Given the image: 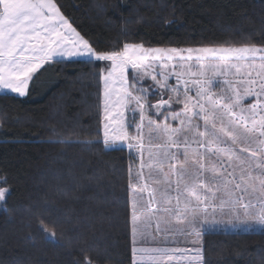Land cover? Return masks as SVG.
<instances>
[{"label":"trees","instance_id":"16d2710c","mask_svg":"<svg viewBox=\"0 0 264 264\" xmlns=\"http://www.w3.org/2000/svg\"><path fill=\"white\" fill-rule=\"evenodd\" d=\"M98 51L123 43L264 45V0H55ZM104 62L55 59L27 95L0 92V264H133L128 147L102 134ZM56 233L44 238L36 225ZM203 264H264V229L210 230Z\"/></svg>","mask_w":264,"mask_h":264},{"label":"snow or ice","instance_id":"6c2138e0","mask_svg":"<svg viewBox=\"0 0 264 264\" xmlns=\"http://www.w3.org/2000/svg\"><path fill=\"white\" fill-rule=\"evenodd\" d=\"M183 51L123 43L122 50L98 52L76 32L54 0H0V90L27 94L38 70L56 56L89 63L111 62L103 77L102 138L68 137L50 142L90 146L98 143L105 150H116L114 146L127 142L129 149L135 148L140 163L131 176L136 183L131 203L133 244L137 243V235L145 242V233L138 232V225L151 221H155L156 231L161 233L160 243L173 234L174 229L167 226L174 223L186 226L183 235L200 237L197 228L207 226L210 218L216 223L217 213L249 226L252 222L264 225V55L258 57L262 63L252 62L264 53V47L187 49L186 59L191 60V54L197 52V61L210 59L220 63H198L197 72L174 73L176 85H169L167 73H161L164 78L157 79L146 71L151 65L145 61L150 58L170 61ZM232 60L237 63H231ZM160 66L169 67L163 63ZM129 68L137 73V83L147 76L155 82L161 94L155 104L147 99L146 89L129 84ZM226 70H233L234 75L243 79L226 80V94H217L212 91L214 78L225 77ZM182 75L196 78L181 80ZM117 76L119 88L114 87ZM190 83L195 86V95L191 94ZM236 84L247 86L243 94ZM163 94H167V99ZM249 96L257 102L244 106L243 101ZM133 102L132 112H138V123L134 118L127 122L125 115ZM174 104L181 105L182 110L169 112ZM153 109L162 122L148 115ZM169 121L178 122L179 126L173 127ZM129 128H134L136 134H130ZM0 183L6 184L7 177ZM8 191L0 188V201L5 200ZM161 223L165 228H159ZM36 227L45 239L59 243L56 233L43 223ZM153 242H157L155 237ZM192 243L199 245L201 241L196 239ZM152 251L161 261H171L174 257L170 253L181 250ZM194 251L196 255L189 260H202L201 249ZM84 264H92V260L86 256Z\"/></svg>","mask_w":264,"mask_h":264},{"label":"rangeland","instance_id":"374dc122","mask_svg":"<svg viewBox=\"0 0 264 264\" xmlns=\"http://www.w3.org/2000/svg\"><path fill=\"white\" fill-rule=\"evenodd\" d=\"M54 2L57 3L55 0H54ZM58 7H59V5H58ZM60 11H61V9H60ZM61 13L69 21V23H71L69 18L62 11H61ZM71 25L76 30V32H78L80 34L81 37H83L85 40H88L86 37H84L78 31V29L72 23H71ZM89 43H90V41H89ZM134 44L143 45V47L146 48V49H152V48L171 49V48H174V49L184 50L181 53L180 56H176L170 61L167 60V59H164L162 61H157V60H153L151 58L148 61H145L146 64H150L151 65V67L148 68L146 71L156 75L157 79H163L164 77H163V75H161V73H167L168 74V83H169V85H176L177 84L176 77H175L174 73H187L189 71L190 72H197L198 69H197L196 65L198 63H204V64H208V65L220 63L219 60H210V59H204L203 61H197L196 57L199 55V53H197V52H193L191 54L192 55V59L191 60L186 59V57L189 55L188 52L186 51L187 49H190V48L191 49H198V48H201V47H229V46H231V47H240V46H245V45H228V46H223V45H205V46H193V47H190V46H180L179 47V46H165V45H144L142 43H134ZM251 45L252 44H249L248 46H251ZM255 46L264 47V45H255ZM98 52H100V51H98ZM259 55H264V53L258 54L257 59L252 61L253 63H255V64L262 63L259 60V58H258ZM55 59H76V58L75 57L69 58V57L56 56V57H53V59L48 61L47 63H49V62H51V61H53ZM104 63H105V65L103 66V69H102V109H103V100H104V79H103V77H104V75L107 74V71L110 70V68H111V62L106 61ZM162 63L166 64V65H169V67L168 68H161L160 65ZM231 63L235 64V63H237V61L232 60ZM240 63H243V62H240ZM173 65L176 66L174 69L171 67ZM184 66H187V67H184ZM226 71H228V75H226L225 77H215L214 78V83H213V87H212V91L213 92H215L217 94L224 93V89H225V83L224 82L226 80H232V81L235 82V81H239V80L243 79L242 76L234 75L233 74V70H226ZM38 72H39V70H38ZM127 77H128V82H129L130 85H133L134 87H137V88L143 87L144 89H146L147 99H149L152 104H155L156 100L161 98L160 91H159L158 87H156L155 82L151 80L150 76L144 77L142 80H140L139 83H137V80H138L137 73L135 72L134 69L129 68L128 69V73H127ZM195 78L196 77H190L188 75H182L181 76V80L187 79V80L191 81L192 79H195ZM31 82L32 81H30V83H29V87H30ZM189 86L192 89L191 94L195 95V86L192 85L191 83H190ZM114 87L115 88H119L120 87L119 77L118 76L116 78V83L114 84ZM236 87L240 88V91L243 94L244 89L247 86L246 85H241V84H236ZM253 87H255V86H253ZM0 92H11V91H9V90H0ZM11 93H14V92H11ZM14 94H16V93H14ZM141 94H144V93H141ZM224 94H226V93H224ZM16 95H18V94H16ZM25 95H27V94H25ZM25 95H23V96H25ZM181 95H182V86H181ZM163 98L167 99V94H163ZM256 102L257 101H256L255 97L249 96V97H246L244 99L243 105L247 106V105H250V104H254ZM133 107H135V103L134 102L129 106L128 111L125 113V115L127 117V122L133 121V118H134L135 122L138 123L139 122V114H138V112L137 113H133L132 112V108ZM181 110H182V106L181 105H175L174 104L171 107V109H169L168 111L169 112H176V111H181ZM161 111H164V110L162 109ZM103 115H104V113H103ZM148 115L151 116L152 119L162 122V117L160 115H158V114H155V110L154 109L150 110L148 112ZM169 123L173 127H178L179 126L178 122L169 121ZM194 123H197V121H194ZM103 125H104V119H103V116H102V134H103V131H104ZM128 131L130 132V134H133V135L136 134L134 128H129ZM144 132H145V137L147 139V126H145ZM126 143L127 142H125V144L116 145L114 147H120V146L127 147ZM130 150L133 153L132 174H134L136 169H137L138 164L140 163V161L138 159V153L136 152L135 148H132ZM146 156H147V154H145V158H146ZM0 180H2V178H0ZM133 187H136V183H135L134 179L132 181V188ZM0 188L8 189L4 185V183H0ZM132 188H131V202H132V199H133V196H134ZM7 195H8V192H6L5 200H6ZM5 200L0 201V208H2L4 206ZM230 223L231 222H226L225 218H223L222 225L225 227V230H230V231H232V230H248V229L260 230L262 228V225H260L259 223H256V222H252L250 226L248 224L243 223L241 220H233V223H231V224ZM154 226H156L155 221L145 222L143 224H139L138 225V232L139 231H143L145 233V242H147V244H145L144 242H141V237L139 235L136 236L137 243L134 244V247H133V249L134 248L136 249V251H133L134 252V262H133V264H203V254H202V252H203V248H202L203 241H202L201 237H199V238L196 237L195 239H191V238H194V237H192L193 235H190L191 237L189 236L190 238L188 239L187 235H183L182 234L185 231L184 225L183 224H175L174 223V224H170V225L167 226V227H170V228L174 229L173 234L168 235L166 240H164L163 243H160L159 241L161 240V233L156 231V227L157 226L156 227H154ZM159 228L163 229V228H165V225L163 223H161L159 225ZM198 231L201 232V236H203L204 233L206 232V230H204V229H200V230L198 229ZM155 235L157 237H155ZM153 237L156 238L157 242H153ZM196 239H200V241H201L200 246L199 245H194L192 243V241L196 240ZM146 246H148V247H146ZM199 247H201L200 248L201 249L200 255L202 257V260H200V261H190L189 258H187L188 257L187 255H183L181 253V252H184L183 250H187V251L190 252L189 253L190 254L189 257H192V256L196 255L194 249L199 248ZM154 248L180 249L181 251H174V252L171 253V255L174 257L173 260H171V261H167V260L161 261L159 259L158 254L152 251V249H154ZM140 249H146V251L141 252Z\"/></svg>","mask_w":264,"mask_h":264},{"label":"crops","instance_id":"0c3cea01","mask_svg":"<svg viewBox=\"0 0 264 264\" xmlns=\"http://www.w3.org/2000/svg\"><path fill=\"white\" fill-rule=\"evenodd\" d=\"M223 218H225V221L226 222H231V223H233V220H231L230 218H228V217H225V216H222V215H220L219 213H217V215L215 216V221H216V223H212V220H211V218L209 219V223H208V225L207 226H205L204 228H197V230L199 229H204V230H206V231H210V230H225V227L222 225V220H223ZM230 223V224H231ZM154 227H156V226H154ZM185 225H184V229H185ZM209 228H210V230H209ZM264 228V225H262V228L261 229H263ZM190 235H187V238L189 239L190 237H189ZM155 237H157L156 235H155ZM192 237H194V238H191V239H195L196 238V236H192ZM201 238H202V236H200ZM197 238H199V237H197ZM202 241H203V239H202ZM145 244H147V242H144ZM202 245H203V243H202ZM199 246H200V244H199ZM133 247H134V244H133ZM146 247H148V246H146ZM199 248H201V247H199ZM202 248H203V246H202ZM184 251V250H183ZM183 255H187L188 257L187 258H189V251H184V252H181ZM171 254V253H170ZM202 254H203V252H202Z\"/></svg>","mask_w":264,"mask_h":264}]
</instances>
